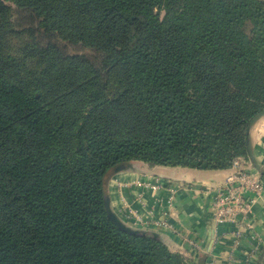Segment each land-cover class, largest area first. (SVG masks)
I'll list each match as a JSON object with an SVG mask.
<instances>
[{"label":"trees","instance_id":"1","mask_svg":"<svg viewBox=\"0 0 264 264\" xmlns=\"http://www.w3.org/2000/svg\"><path fill=\"white\" fill-rule=\"evenodd\" d=\"M263 115L264 0H0V264H195L108 179L231 168Z\"/></svg>","mask_w":264,"mask_h":264},{"label":"crops","instance_id":"2","mask_svg":"<svg viewBox=\"0 0 264 264\" xmlns=\"http://www.w3.org/2000/svg\"><path fill=\"white\" fill-rule=\"evenodd\" d=\"M249 133L252 153L244 161L264 179V115ZM232 171L134 161L109 177L107 190L112 208L126 224L154 231L172 251L195 264H264V191L252 206L242 237L233 234L234 225L214 218L211 190ZM160 221L171 228L161 227Z\"/></svg>","mask_w":264,"mask_h":264},{"label":"built area","instance_id":"3","mask_svg":"<svg viewBox=\"0 0 264 264\" xmlns=\"http://www.w3.org/2000/svg\"><path fill=\"white\" fill-rule=\"evenodd\" d=\"M232 168L233 171L225 182L212 188V208L217 222L234 225L233 234L236 237H242L244 227L249 225L248 220L252 206L264 191V179L258 173L250 170L244 159H235ZM158 182L164 183L162 179H159ZM171 187L173 191L174 186L171 185ZM160 222L158 224L161 227L171 228L170 223Z\"/></svg>","mask_w":264,"mask_h":264},{"label":"rangeland","instance_id":"4","mask_svg":"<svg viewBox=\"0 0 264 264\" xmlns=\"http://www.w3.org/2000/svg\"><path fill=\"white\" fill-rule=\"evenodd\" d=\"M25 41H27L26 38H22V37H12L10 40V50L14 53H18L20 51V49L22 48V46L24 45Z\"/></svg>","mask_w":264,"mask_h":264},{"label":"water","instance_id":"5","mask_svg":"<svg viewBox=\"0 0 264 264\" xmlns=\"http://www.w3.org/2000/svg\"><path fill=\"white\" fill-rule=\"evenodd\" d=\"M107 201H110V197H107ZM108 203V205H109V202H107ZM110 206V205H109ZM157 234V233H156Z\"/></svg>","mask_w":264,"mask_h":264}]
</instances>
